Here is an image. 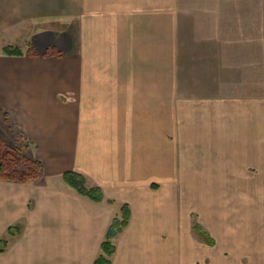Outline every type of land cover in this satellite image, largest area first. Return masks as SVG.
Masks as SVG:
<instances>
[{
    "label": "crops",
    "instance_id": "1",
    "mask_svg": "<svg viewBox=\"0 0 264 264\" xmlns=\"http://www.w3.org/2000/svg\"><path fill=\"white\" fill-rule=\"evenodd\" d=\"M178 2L0 0V140L44 167L0 180V264H95L124 205L111 264H264V55L262 89L235 95L213 24L187 31Z\"/></svg>",
    "mask_w": 264,
    "mask_h": 264
},
{
    "label": "rangeland",
    "instance_id": "2",
    "mask_svg": "<svg viewBox=\"0 0 264 264\" xmlns=\"http://www.w3.org/2000/svg\"><path fill=\"white\" fill-rule=\"evenodd\" d=\"M177 5L180 10V23L186 27L187 31L195 23L205 22L206 26L213 24V36H217L218 39L217 48L212 50V53L218 55L216 73L232 74L233 85L243 87V90L235 89V95H257V89L261 90L263 87L261 56L264 55L262 44L264 0H179ZM205 11L209 19L203 17ZM66 28L61 24L56 27L61 31ZM186 35L188 34L185 33L184 36ZM39 57L48 58L44 55ZM22 140L20 134L6 137L9 147L21 150L23 155L33 160L35 157L32 152H27L29 145L24 144ZM22 143L25 146H22ZM55 180L58 179L48 177L46 174L43 183L54 184Z\"/></svg>",
    "mask_w": 264,
    "mask_h": 264
},
{
    "label": "trees",
    "instance_id": "3",
    "mask_svg": "<svg viewBox=\"0 0 264 264\" xmlns=\"http://www.w3.org/2000/svg\"><path fill=\"white\" fill-rule=\"evenodd\" d=\"M4 53L11 57H22L24 53L19 48L6 47ZM28 55L39 57L40 55L30 49ZM45 57L62 58L64 55L55 49H50L44 54ZM22 146L23 145L22 143ZM24 148V147H23ZM43 174V164L39 161L27 158L21 153V150L9 147L0 140V180L8 182H17L20 184H29L38 180ZM64 180L68 186L79 194L91 199L94 202H104V192L100 187L89 188L86 178L78 173L67 172L64 174ZM110 204L113 202L109 201ZM131 210L128 205H124L121 215L113 219L109 228L105 242L102 245V255L95 264H111L110 259L115 251L114 240L129 226L131 221ZM9 234H14V229L9 230ZM5 245L7 242H3ZM1 253V252H0Z\"/></svg>",
    "mask_w": 264,
    "mask_h": 264
}]
</instances>
